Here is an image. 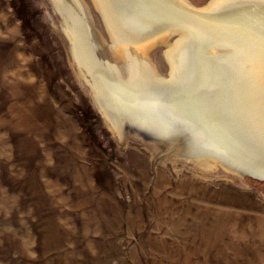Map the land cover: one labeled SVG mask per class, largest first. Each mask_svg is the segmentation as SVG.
<instances>
[{
  "label": "rangeland",
  "instance_id": "rangeland-1",
  "mask_svg": "<svg viewBox=\"0 0 264 264\" xmlns=\"http://www.w3.org/2000/svg\"><path fill=\"white\" fill-rule=\"evenodd\" d=\"M51 2L0 0V264H264V181L113 128Z\"/></svg>",
  "mask_w": 264,
  "mask_h": 264
},
{
  "label": "bare ground",
  "instance_id": "bare-ground-1",
  "mask_svg": "<svg viewBox=\"0 0 264 264\" xmlns=\"http://www.w3.org/2000/svg\"><path fill=\"white\" fill-rule=\"evenodd\" d=\"M91 2L103 18L108 41L99 35L83 0L51 3L61 19L60 30L69 40L77 71L90 86L94 104L104 119L115 129L129 120L133 126L125 124V130L146 138L152 136L165 143L169 153L175 145L176 154L190 162L201 159L199 163L207 168L215 169L219 164L233 173L235 170L226 167L236 168L241 161L250 164L244 157L230 163L213 157L212 154L225 155L214 143L192 138L187 130L195 126L174 102L181 91L182 99L198 93L201 85L195 87L189 81L191 76L211 86L216 83V74L222 72L226 78L249 74L264 79V0H211L203 8L187 0ZM172 36H176L173 41ZM160 47L164 49L161 58L170 69L167 77L160 74L152 59V51ZM223 87L229 91L225 97L232 115L240 116L244 113L245 95L232 90L228 83ZM197 116L213 128L212 116L203 111ZM197 132L202 134L200 129ZM214 132L221 135L225 146L248 154L244 141L226 132ZM240 134L264 159V146L249 134ZM211 137L216 140L214 134ZM260 168H264L263 161Z\"/></svg>",
  "mask_w": 264,
  "mask_h": 264
},
{
  "label": "water",
  "instance_id": "water-1",
  "mask_svg": "<svg viewBox=\"0 0 264 264\" xmlns=\"http://www.w3.org/2000/svg\"><path fill=\"white\" fill-rule=\"evenodd\" d=\"M213 75L214 74L211 72V78ZM228 78L230 82L226 81ZM228 78L224 76V72H222V75L216 74V83L214 86H211L205 81L202 82L201 78L197 82L196 79H193L191 76L189 81H193V84H196L195 87L201 85L198 93L196 95L189 94L188 96H183L185 98L182 99L181 93L183 91H181L177 94L174 103L180 108V110H182V115H184L195 126L192 130L187 128V131L192 138L198 142L207 140L209 143H214L225 155L214 154V157L220 158L229 163L236 157L248 158L251 161L250 164H244L239 159L241 163H238L236 168L228 166L226 167L227 169L235 170L233 173H240L241 177H249L264 181V168H260V161L264 162V159L259 156V152L252 147L248 140L240 134H249L255 139L256 143L259 141V145L264 146V79H259L258 77L250 76L249 74H237ZM178 83L181 85L180 79L178 80ZM226 83L232 85V90L245 95L243 102L244 113H240V116L232 115L230 103L227 100V97H225L229 91L225 89L226 85H224L225 88L223 87V84ZM176 86L177 84L175 83L174 87ZM181 88L182 87L180 86V89ZM199 111H203L208 116H212L213 120L211 123L214 124L212 126L213 128L208 127L206 122L198 119L197 113ZM198 129L202 131V134L197 132ZM216 130L222 135L226 132L229 133V135L244 141V145L247 148H244V150L248 154H239L238 151H233L231 147L225 146V143L223 144L221 140V135L214 132ZM213 134L216 140L211 137ZM258 174H261V176Z\"/></svg>",
  "mask_w": 264,
  "mask_h": 264
}]
</instances>
